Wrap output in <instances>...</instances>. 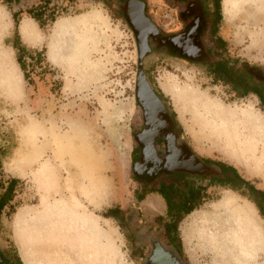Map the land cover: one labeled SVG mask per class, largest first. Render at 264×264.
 <instances>
[{
    "label": "rangeland",
    "instance_id": "1",
    "mask_svg": "<svg viewBox=\"0 0 264 264\" xmlns=\"http://www.w3.org/2000/svg\"><path fill=\"white\" fill-rule=\"evenodd\" d=\"M127 1L0 0V196L15 180L0 213V249L21 264H143L146 247L134 240L123 218L105 215L115 206L138 210L145 224H154L165 211L163 198L148 193L146 171L136 174L134 168L135 135L145 125L136 97L140 71L175 114L184 149L230 162L264 190V105L252 93L238 97L206 73L205 34L197 36L199 60L174 54L159 41L190 26L195 14L200 21L198 2L139 0L158 30L148 36L140 57L138 45L144 48L150 32L133 1L129 24ZM238 2L221 0L218 31L226 43L221 58L264 81V21L240 17ZM30 8L44 12L43 26L26 12ZM20 43L27 51L18 52ZM36 50L41 60L34 58ZM202 101L249 114L253 130L247 143L233 140L223 153L198 117ZM151 104L150 128L141 141L144 161L159 163L150 144L158 125ZM168 146L167 164L192 167L190 160L179 161L170 140ZM194 181L208 184V178ZM198 203L177 229L188 264H264V218L249 197L212 184L202 189ZM255 230L263 235L262 246L254 242Z\"/></svg>",
    "mask_w": 264,
    "mask_h": 264
},
{
    "label": "flooded vegetation",
    "instance_id": "2",
    "mask_svg": "<svg viewBox=\"0 0 264 264\" xmlns=\"http://www.w3.org/2000/svg\"><path fill=\"white\" fill-rule=\"evenodd\" d=\"M142 4L143 15L146 17L144 13V3L142 2ZM187 16L191 15L188 14ZM204 18L205 20H203ZM197 19L198 15L195 14L194 20L190 24V26H187V28L179 32L177 35L166 36L163 39L160 38L159 41L166 44L165 46H169L174 54H180L188 59L190 58L193 60L198 58L199 60V57L202 56L203 50L201 48L202 51H200L198 47L197 36L199 38L200 34H205L207 37V42L210 44V46L208 47L210 53L205 60L211 59L212 55L215 58H220L222 55H215L216 49H219V47H217L218 44L214 40V37H211L212 24L210 20L208 19L207 15L205 16L204 13H202V19L200 21H198ZM203 23H205L206 27L204 29H200L201 24ZM157 32L158 30H156V32L154 33L148 32L149 34L146 35L144 53L146 52L148 46V36H152V34H156ZM205 60H203V62H205ZM144 78L146 79L145 76ZM148 84L155 95V99H149V101L152 103L151 105L154 106L153 109L155 113L153 118L157 119L158 124H156L157 126L154 131V135L152 136V143L150 144L152 151L158 157L159 163L144 161V145L141 141V136L143 135V133L149 130L150 124L148 120L150 118L148 119L147 117L151 115L152 118V114L149 113L150 102H147L148 106H143L141 104L143 93L141 92L139 95L141 96L139 97L141 99L140 100L137 96L136 90L137 100L141 108L143 109V119L145 125L135 135V139L139 146V151L137 152L138 158L135 160L134 168L136 174H139L142 171H146L147 174L151 175V179H146L147 175L145 173L146 176H143V178L145 179L144 183L147 184V182L151 181L150 184H148V193H157L163 198V201L165 203V211L157 216V220H155L154 224H152V222L150 224H145L143 216H141L138 210H128L119 214L118 217L114 215V218H123L125 220V223L129 226L134 240L140 246L146 247V253L142 261L143 264H188L187 259H185L183 253L180 234L178 233V230H175L173 225L175 222H177L176 220L180 217L182 212L179 209L169 210L166 195H164L163 191H160L159 193L158 189L162 190V187L164 186H175L181 190H186L187 181L189 179L188 177L191 175L202 178L205 174L216 177H219L220 174H218V168L214 164L206 162L203 157L192 154L190 153V151H188L187 148V150L183 148L184 143H180V136L177 134L178 130L175 129V114L171 112V108H168L166 104L167 102L164 99V95L162 94V92H160L157 88H154L151 83L148 82ZM169 140L174 148L179 152V161L187 162L188 160H190L192 162V167L181 164H177L176 166L172 167L167 164V158L170 154L168 146ZM138 165L139 167L137 169L136 166ZM163 170L170 172L165 175L164 179L163 177L160 178L161 175H159L161 172H164ZM214 171L216 173H214ZM153 175H155V177ZM196 185L198 186V184ZM152 189L154 191H152ZM244 189L247 191V196H250L252 202L255 204V201H253L256 200L255 194L249 193V190L246 188ZM146 195L147 194L138 196L139 201H142ZM158 252L161 253V256L158 255ZM0 264H19V262L14 257L12 252L0 249Z\"/></svg>",
    "mask_w": 264,
    "mask_h": 264
},
{
    "label": "trees",
    "instance_id": "3",
    "mask_svg": "<svg viewBox=\"0 0 264 264\" xmlns=\"http://www.w3.org/2000/svg\"><path fill=\"white\" fill-rule=\"evenodd\" d=\"M5 3H11V2H18L19 0H3ZM198 4L201 7L202 13L207 15L208 19L211 22V37H214V40L218 44L217 47L219 49H216L215 55H223L226 52V43L224 38L219 34L218 26L222 19V6H221V0H196ZM26 12L34 18L36 21H38L40 26H43V22L41 21L43 19L44 12L42 10L39 11H33L31 8L26 10ZM16 13L13 12L12 16L14 18V21H16ZM53 19V18H52ZM205 20V18L203 19ZM17 27V24H16ZM206 27L205 23L201 25V29H204ZM203 31V30H202ZM16 37L18 41L20 40L19 34L16 32ZM18 50V52L27 51V48L22 45L21 43L19 46H15ZM35 59L41 60L42 52L39 50L35 51ZM17 62L20 65V68L23 72V76L26 80H30V75L28 74V71L26 69V62L21 57V55L18 53ZM202 67L208 73L213 80L215 81H221L224 84L228 85L232 91L236 93L238 97H244L250 93L255 94L262 105H264V81L262 80H256L254 78V75L249 72V70H243L241 68H237L233 64L229 63L226 59L223 58H211L209 60H205V62H202ZM206 162L214 164L220 171L218 174L220 176H209L208 177V184H205L203 186L196 185L195 181L193 179H188L186 190H181L177 187H169L164 186L161 189H158L159 193L160 191H163L164 195L167 197V205L169 210H175L179 209L182 213L180 217L176 220L174 228L177 231V223L180 221L186 214L190 213L199 203V200L201 199L202 195V189H205L207 185L217 184L221 187H229L236 191H241L242 194L248 195L247 191L244 189H248L249 193H253L256 196L255 205L259 210L260 215L264 218V190L257 188L251 181L244 179L241 177V175L238 173L235 167L232 165H229L223 161L215 160L211 158H206ZM15 183V180L11 179L8 182V185L6 186L4 192L0 196V213L1 210L4 208V206L7 205V203L11 200V192L13 190V185ZM152 191H154L152 189ZM250 198V196H247ZM252 201V199L250 198ZM185 206V207H183ZM181 207V208H180ZM122 213V210L119 207H111L108 208L105 211V215L109 217H116L119 216V214ZM17 260L19 264H21V261L19 257L17 256Z\"/></svg>",
    "mask_w": 264,
    "mask_h": 264
},
{
    "label": "bare ground",
    "instance_id": "4",
    "mask_svg": "<svg viewBox=\"0 0 264 264\" xmlns=\"http://www.w3.org/2000/svg\"><path fill=\"white\" fill-rule=\"evenodd\" d=\"M263 2L264 0H239L234 7L239 6L240 17L242 16L247 20L255 19L254 22L259 23L260 20L264 21V7L261 5ZM200 106L201 108L199 111L201 112H199L200 115L198 114V117L200 119L203 118V127L208 130L209 139L212 140L223 153L228 150L227 145L233 140H235V143H247L249 135L253 130L251 127L252 124H249V114H243L244 116L242 117L235 109L231 110L227 107L215 106L209 102L204 103L203 101ZM231 153L228 154L233 156ZM248 224L247 221V225ZM253 232L255 238L254 242L262 246V233L256 230ZM158 255L161 256V253L158 252Z\"/></svg>",
    "mask_w": 264,
    "mask_h": 264
},
{
    "label": "water",
    "instance_id": "5",
    "mask_svg": "<svg viewBox=\"0 0 264 264\" xmlns=\"http://www.w3.org/2000/svg\"><path fill=\"white\" fill-rule=\"evenodd\" d=\"M131 1L136 2V4H138V6H139L138 7L139 8L138 9L139 10L138 11L139 12L138 14H140V17L142 19V22L146 25L145 30H147V33L148 32H153V33L156 32V30H157L156 26L148 18H146L143 15V4L139 0H128L127 1V3H126V10H125V16H126V18H127V8H128L129 3ZM127 21L129 22V24H131L128 18H127ZM131 26H132V29H133V25H131ZM144 39H146V38H144ZM144 45H145V40H144ZM138 46H139V56L141 57L142 54L144 53V48L142 49V48H140V45H138ZM136 90H137V96H138V98L141 97V96H139L140 93L141 92L143 93V96L141 98L142 100L140 98L139 99L141 100V104L143 106H145V107L148 106L147 105V102L149 101V99H152V100L155 99V95H154L153 91L151 90L148 82L144 78V76L142 74V71H140L138 73Z\"/></svg>",
    "mask_w": 264,
    "mask_h": 264
},
{
    "label": "crops",
    "instance_id": "6",
    "mask_svg": "<svg viewBox=\"0 0 264 264\" xmlns=\"http://www.w3.org/2000/svg\"><path fill=\"white\" fill-rule=\"evenodd\" d=\"M204 159H206V158H204ZM215 160H220V161H223V162H225V163H227V164H229V165H232L233 167H235L233 164H231L230 162H227V161H225V160H223V159H215ZM236 168V167H235ZM218 170V172H219V169H217ZM236 170H237V168H236ZM238 171V170H237ZM214 173H216L215 171H214ZM239 173V172H238ZM240 174V173H239ZM241 175V174H240ZM210 175H207V174H205L202 178L203 179H207L208 177H209ZM241 177H243L244 179H246V180H249L248 178H246V177H244V176H242L241 175ZM188 178H190V179H195V180H198L199 179V177H196V176H193V175H191V176H189ZM250 181V180H249ZM199 182V181H198ZM199 184L200 185H204V184H202V183H200L199 182ZM219 186V185H218ZM221 187V186H220ZM223 188H228V189H230V190H233L232 188H229V187H223ZM234 191V190H233Z\"/></svg>",
    "mask_w": 264,
    "mask_h": 264
}]
</instances>
